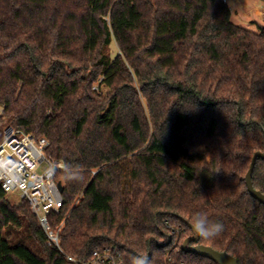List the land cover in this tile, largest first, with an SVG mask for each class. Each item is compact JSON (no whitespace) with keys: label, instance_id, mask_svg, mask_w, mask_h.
Returning <instances> with one entry per match:
<instances>
[{"label":"trees","instance_id":"trees-1","mask_svg":"<svg viewBox=\"0 0 264 264\" xmlns=\"http://www.w3.org/2000/svg\"><path fill=\"white\" fill-rule=\"evenodd\" d=\"M257 28L224 0H0V140L20 128L64 160L55 221L80 261L0 185V264H82L102 245L126 264H218L183 248L197 214L223 230L192 244L264 264V204L245 180L264 153ZM252 180L264 193L262 157ZM167 223L185 228L177 243Z\"/></svg>","mask_w":264,"mask_h":264},{"label":"built area","instance_id":"built-area-1","mask_svg":"<svg viewBox=\"0 0 264 264\" xmlns=\"http://www.w3.org/2000/svg\"><path fill=\"white\" fill-rule=\"evenodd\" d=\"M49 145V140L44 136L38 138L32 132L7 127L4 138L0 140V185L7 194L19 190L22 198L28 200L31 212L38 218L46 234L47 244L58 249L67 259L79 263L61 245L65 218L57 225L55 216L65 203L64 190L59 185L64 184L59 174L67 171V166L64 160L47 153ZM166 227L177 237V243L185 228L170 223ZM82 264H126V261L115 245H102L94 248ZM166 264L193 263L185 260L175 263L168 252Z\"/></svg>","mask_w":264,"mask_h":264},{"label":"rangeland","instance_id":"rangeland-1","mask_svg":"<svg viewBox=\"0 0 264 264\" xmlns=\"http://www.w3.org/2000/svg\"><path fill=\"white\" fill-rule=\"evenodd\" d=\"M226 3L231 8L233 22L257 31V26L264 24V1L262 0H228ZM118 51L116 45H112L113 54ZM106 90V89H105ZM4 106H0L3 112ZM126 171H130L129 161L126 162ZM199 179L205 184L211 183V177L205 173L198 175ZM8 198L12 203H19L22 199L19 190L8 193Z\"/></svg>","mask_w":264,"mask_h":264},{"label":"water","instance_id":"water-1","mask_svg":"<svg viewBox=\"0 0 264 264\" xmlns=\"http://www.w3.org/2000/svg\"><path fill=\"white\" fill-rule=\"evenodd\" d=\"M258 157L264 158V153L261 151L255 152L251 161L250 168L246 173L245 180L250 194L255 198L259 199L264 204V193L261 190H258L254 187L252 180L254 168ZM59 185L61 190H64V186L61 183ZM197 240H198V235L196 233L192 236L187 237L183 242V248L186 251L194 252L201 256L208 257L216 261L218 264H239L237 258L227 252L218 251L212 246L205 244H200V243L192 244V242Z\"/></svg>","mask_w":264,"mask_h":264},{"label":"clouds","instance_id":"clouds-1","mask_svg":"<svg viewBox=\"0 0 264 264\" xmlns=\"http://www.w3.org/2000/svg\"><path fill=\"white\" fill-rule=\"evenodd\" d=\"M193 229L195 233L203 238H209L218 235L223 230V225L219 222L210 223L201 214H197L194 218ZM135 264H148L147 257H140Z\"/></svg>","mask_w":264,"mask_h":264}]
</instances>
